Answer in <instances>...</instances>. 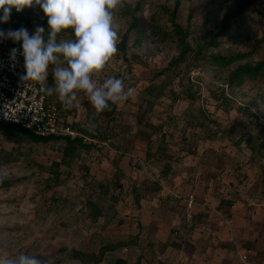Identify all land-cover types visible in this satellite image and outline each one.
I'll return each mask as SVG.
<instances>
[{
	"label": "rangeland",
	"instance_id": "obj_1",
	"mask_svg": "<svg viewBox=\"0 0 264 264\" xmlns=\"http://www.w3.org/2000/svg\"><path fill=\"white\" fill-rule=\"evenodd\" d=\"M11 16L48 30L35 3ZM114 20L118 51L94 79L132 98L97 113L51 95L80 142L0 126V260L264 264V66L235 74L264 62V0H122Z\"/></svg>",
	"mask_w": 264,
	"mask_h": 264
},
{
	"label": "clouds",
	"instance_id": "obj_2",
	"mask_svg": "<svg viewBox=\"0 0 264 264\" xmlns=\"http://www.w3.org/2000/svg\"><path fill=\"white\" fill-rule=\"evenodd\" d=\"M33 3L47 17V32L43 26H37L31 34L24 27L0 29V41L11 40L21 45L22 51L12 48L9 54L13 67L18 55L24 57L25 74L20 76L21 82L40 83L46 94L58 96L66 110L80 107V93L97 113L134 96L135 88L126 87L122 78L109 76L102 83L94 79L118 51L119 31L114 11L122 6V0H0V24L9 23L13 8L20 12ZM69 28L75 39L57 42V35ZM50 67L52 86L47 85ZM94 130L95 126L89 125V131ZM0 264H42V261L21 254L15 260H0Z\"/></svg>",
	"mask_w": 264,
	"mask_h": 264
},
{
	"label": "built area",
	"instance_id": "obj_3",
	"mask_svg": "<svg viewBox=\"0 0 264 264\" xmlns=\"http://www.w3.org/2000/svg\"><path fill=\"white\" fill-rule=\"evenodd\" d=\"M19 21L10 16V21L0 29H18ZM25 28V27H24ZM12 48L21 45L11 40L0 41V123H10L40 137L56 136L74 138L77 132L60 117L59 110L38 82L23 83L20 76L25 74L24 57L18 55L12 66L9 54ZM47 85L50 86L49 78Z\"/></svg>",
	"mask_w": 264,
	"mask_h": 264
},
{
	"label": "trees",
	"instance_id": "obj_4",
	"mask_svg": "<svg viewBox=\"0 0 264 264\" xmlns=\"http://www.w3.org/2000/svg\"><path fill=\"white\" fill-rule=\"evenodd\" d=\"M243 6H239L237 8V10L233 13L234 14H238V12L241 10ZM175 26V33L176 35H178V40H179V44L182 45L183 47V53L187 52L189 47L187 44H185V37H186V33H183L181 31V27L177 24H174ZM223 26H220L217 31H220L222 29ZM126 38V34L123 36V40ZM237 57H231V58H228V59H223V58H218V62H220V64L222 66H225L227 65L229 62L232 61V59H235ZM261 66H264V62L261 63L260 65H258L257 67L255 68H240L237 70V72L235 73L237 76H241L243 74H247L248 72H251V71H256L258 68H260ZM50 83V81H49ZM1 125H7L9 126V128L11 129H17L19 132H21V134L23 136H25L26 138L30 139L31 141L33 142H48L50 140H57V139H64L70 143H73V142H80L81 139L80 138H75L73 140H71L69 137H64V138H61V137H56V136H48V137H40V136H37L35 134H33L32 132L28 131V130H25L23 128H21L20 126L18 125H14V124H10V123H0V126ZM71 256L73 258H78V259H81L82 256L80 255V252H72ZM118 264H126L124 261L122 260H118Z\"/></svg>",
	"mask_w": 264,
	"mask_h": 264
}]
</instances>
